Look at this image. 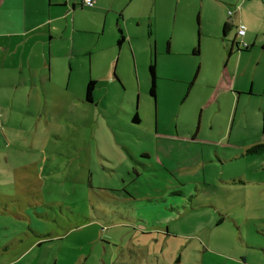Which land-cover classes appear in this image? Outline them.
Wrapping results in <instances>:
<instances>
[{"label": "rangeland", "instance_id": "obj_1", "mask_svg": "<svg viewBox=\"0 0 264 264\" xmlns=\"http://www.w3.org/2000/svg\"><path fill=\"white\" fill-rule=\"evenodd\" d=\"M156 1L111 63L63 59L33 89L0 74V264H264V153H246L264 142V14ZM239 24L257 42L228 58Z\"/></svg>", "mask_w": 264, "mask_h": 264}, {"label": "crops", "instance_id": "obj_2", "mask_svg": "<svg viewBox=\"0 0 264 264\" xmlns=\"http://www.w3.org/2000/svg\"><path fill=\"white\" fill-rule=\"evenodd\" d=\"M252 1H255L252 7H257L259 13L263 15L264 11L261 10L264 0H218L222 4L221 7L234 6V8L238 6L246 8ZM151 7H157L156 0H152L150 7L148 3H141L140 0H94L92 7L84 6L82 0H0V74L5 71L10 72L18 78L19 86L20 79L25 80V77H29L30 88L33 89L38 81L42 86L51 83L52 74L55 71L61 77L63 59L68 60L72 65L79 54L88 55L91 58L95 55L99 58L107 53L110 58L108 63H111L114 54L120 52L126 43L128 47L132 43L128 23L133 21L139 25L142 24L144 12ZM140 8L143 13H138ZM225 24L229 26L230 31L232 25L224 20L222 28ZM149 28L147 31L151 35ZM249 29L240 38H237L235 33L230 46L226 48L228 58L232 57L235 48L238 54L240 53L242 48L239 47V43L241 42L247 44V49L255 46L258 34H255L253 38ZM121 36L122 41H120ZM92 37H95L94 42L90 41ZM84 38H86L85 45L77 42ZM75 43L76 47H74ZM114 68L109 81L120 83ZM24 71L28 73V76ZM236 77L227 69L223 71L218 85L221 88L224 86L225 92L236 88L240 94L244 89L235 86ZM81 79H83L81 87H83L84 95L78 99V102L91 105L95 100L96 83L102 80V78L93 79L91 61L89 73L85 78L84 75L81 76ZM90 81L94 82V92L92 101L88 103L85 101V94ZM14 99L16 98L13 97L12 103ZM135 117L137 121L133 120ZM131 121L134 124L140 123L137 113Z\"/></svg>", "mask_w": 264, "mask_h": 264}, {"label": "trees", "instance_id": "obj_3", "mask_svg": "<svg viewBox=\"0 0 264 264\" xmlns=\"http://www.w3.org/2000/svg\"><path fill=\"white\" fill-rule=\"evenodd\" d=\"M197 22L198 21V17H197ZM227 32H229V26L227 24L224 25L223 27V36H226L227 35ZM121 35V34H120ZM123 40V37L121 36L120 37V41ZM248 50V49H246ZM192 54L193 55H198L199 54V49H198V46L195 47V49H193L192 51ZM148 70H149V74H150V95L152 97H154L155 95V90H156V74H155V64L154 62L151 63L148 67ZM93 92H94V82L93 81H90L87 85V89H86V95H85V101L86 102H91L92 101V98H93ZM134 121H137V118L135 117L133 119ZM247 155H260V154H263L264 153V142L262 143H259L251 148H249L247 151H246Z\"/></svg>", "mask_w": 264, "mask_h": 264}, {"label": "built area", "instance_id": "obj_4", "mask_svg": "<svg viewBox=\"0 0 264 264\" xmlns=\"http://www.w3.org/2000/svg\"><path fill=\"white\" fill-rule=\"evenodd\" d=\"M82 4L86 7H92L94 5V0H82ZM245 31V27L242 24L239 25L236 32L237 38L243 37L245 35ZM239 47L242 49L248 48L247 44L243 42L239 43Z\"/></svg>", "mask_w": 264, "mask_h": 264}]
</instances>
